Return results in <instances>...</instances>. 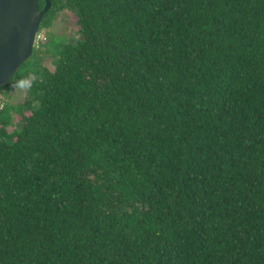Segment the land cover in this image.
<instances>
[{
  "label": "trees",
  "instance_id": "obj_1",
  "mask_svg": "<svg viewBox=\"0 0 264 264\" xmlns=\"http://www.w3.org/2000/svg\"><path fill=\"white\" fill-rule=\"evenodd\" d=\"M49 1L78 38L0 87V264H264V0Z\"/></svg>",
  "mask_w": 264,
  "mask_h": 264
},
{
  "label": "water",
  "instance_id": "obj_2",
  "mask_svg": "<svg viewBox=\"0 0 264 264\" xmlns=\"http://www.w3.org/2000/svg\"><path fill=\"white\" fill-rule=\"evenodd\" d=\"M39 8V0H0V87L10 82L35 46L43 15L50 1Z\"/></svg>",
  "mask_w": 264,
  "mask_h": 264
},
{
  "label": "rangeland",
  "instance_id": "obj_3",
  "mask_svg": "<svg viewBox=\"0 0 264 264\" xmlns=\"http://www.w3.org/2000/svg\"><path fill=\"white\" fill-rule=\"evenodd\" d=\"M78 38L77 35V25L75 22V17L70 11H63L57 15L56 23L49 29H42L38 31L36 36L35 46L37 45V51L35 53V60L48 68L49 70L54 69L55 57L50 53H47L44 49L46 42H58L62 39L67 41H73ZM25 98V90L17 85L11 84L8 88V96L5 101L12 104L22 103ZM1 104V99H0ZM29 110H25V114H29ZM20 127L19 116L13 114L12 125L8 127V131L18 129Z\"/></svg>",
  "mask_w": 264,
  "mask_h": 264
},
{
  "label": "clouds",
  "instance_id": "obj_4",
  "mask_svg": "<svg viewBox=\"0 0 264 264\" xmlns=\"http://www.w3.org/2000/svg\"><path fill=\"white\" fill-rule=\"evenodd\" d=\"M17 83L20 88H25L30 86L31 81L30 79H21Z\"/></svg>",
  "mask_w": 264,
  "mask_h": 264
}]
</instances>
